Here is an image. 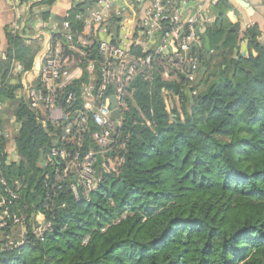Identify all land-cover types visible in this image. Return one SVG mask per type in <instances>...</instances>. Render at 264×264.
<instances>
[{
  "label": "trees",
  "instance_id": "16d2710c",
  "mask_svg": "<svg viewBox=\"0 0 264 264\" xmlns=\"http://www.w3.org/2000/svg\"><path fill=\"white\" fill-rule=\"evenodd\" d=\"M189 1L171 0L173 7ZM81 13L82 6L68 13L73 32L85 29ZM120 21L111 18L110 26L116 30ZM226 21L201 33L203 49L192 52L199 59L193 85L181 75L167 80L170 68L161 58L151 79L133 80L120 129L124 148L109 154L114 170L89 203L77 202L66 183L52 193L55 208L45 210L56 129L44 127L41 115L22 102L14 112L20 162L9 164L0 123V177L22 185L28 218L43 212L55 225L43 242L29 234L24 246L9 251L4 241L0 264H264V26L251 25L241 36ZM7 38L0 103L15 100L20 89L12 65L30 70L37 55L23 37L9 32ZM96 57V46L88 58L79 57L82 75L61 91L62 105L70 94L75 98L67 110L81 109L88 63ZM164 91L171 93L169 110Z\"/></svg>",
  "mask_w": 264,
  "mask_h": 264
},
{
  "label": "built area",
  "instance_id": "2783aa9c",
  "mask_svg": "<svg viewBox=\"0 0 264 264\" xmlns=\"http://www.w3.org/2000/svg\"><path fill=\"white\" fill-rule=\"evenodd\" d=\"M119 1L95 0L86 19L84 13L77 16L78 20H86L91 31L88 39L83 32H73L70 23L66 22L63 47L46 50L42 57L38 76L41 85L22 83L21 94L31 109L41 115L43 126L51 124L56 129L47 154L54 161L52 181L50 177L46 181L51 188L43 206L47 211L55 208L50 203L52 193L62 192L66 183L77 202H91L92 194L113 172L114 162L109 154L124 148L119 142L120 129L123 115L128 111L129 88L137 76L151 79L156 61L161 58L170 68L165 73L167 80L173 78L170 73H175L174 77L184 76L192 85L197 80L199 59L192 52L203 49L199 31L208 22L205 14L209 11L206 13L201 6L183 18L180 6L187 2L173 7L171 0H151L138 22L139 34L135 37L123 26L116 37L110 30L111 18L124 21V17L134 14L138 5L143 3V0H122L124 6L121 7ZM132 45L139 48L141 54L131 51ZM94 46L97 57L88 63L90 81L82 86V107L69 111L67 108L75 104V98L70 94L62 105L61 91L83 71L67 64L65 50L78 53L76 61L79 62V57L88 58L92 54ZM152 46H155L153 50ZM96 69L98 78L93 79ZM163 94L171 97L169 91ZM112 97L116 98L119 118L113 116ZM165 102L169 110L166 98ZM90 124L95 128L93 132H90ZM117 160L122 163L124 159ZM22 189L18 181L11 186L0 177V230H20L18 237L7 235L3 249L9 251L24 246L29 234L36 241L43 242L55 231L54 222L45 213L39 212L29 218L24 214L20 204ZM102 231L105 232L106 228ZM89 239V236L84 239L85 245Z\"/></svg>",
  "mask_w": 264,
  "mask_h": 264
},
{
  "label": "crops",
  "instance_id": "0c3cea01",
  "mask_svg": "<svg viewBox=\"0 0 264 264\" xmlns=\"http://www.w3.org/2000/svg\"><path fill=\"white\" fill-rule=\"evenodd\" d=\"M40 1L41 0H23L19 3V0H0V69L1 66L4 65V61L7 59L9 47L7 34H9V32L23 37L26 40L27 45H31L37 51L35 61L30 70H25L18 62L12 65L11 75L13 78H16L15 82L19 83L20 89L16 92L15 100L0 103V123L2 124V131L6 138L5 149L8 155L9 164H18L20 162V157L15 149V141L20 133V124L16 121L14 112L22 102L25 101L27 103L20 91L22 83L27 81L35 83L36 85H41L38 76L44 52L52 48L63 47L65 35L64 25L68 22L66 19L68 18L69 11L78 6H82L83 13H85L84 6L87 2V0H55L52 5L47 6L40 5ZM150 3L151 0H143V3L138 5L137 11L134 12V14L130 13L128 16L124 17V21H120L116 30L110 26L111 33L117 37L123 30V26H126L132 34L134 33V36H137L139 34L138 22L141 19L144 10L149 7ZM118 4L121 7L124 6L122 0H120ZM201 6L204 7L206 13L209 11V14H205L208 16V22L206 25L212 24L214 21L223 23V20L226 19V24L230 26V31L236 23L240 22L241 31L239 34L241 36L244 35L245 30L251 25L258 24L261 27L264 26V0H191L180 6L183 18H186V16ZM213 6L221 11V18L219 20H217L216 16L211 11ZM44 15H46V17H44ZM86 18L87 17L84 19ZM83 21L85 22L83 35L88 39L90 37L88 35L91 34V31L88 25H86V20ZM205 26L199 31V35L203 33ZM154 48L155 46H152L151 50ZM242 49H244L243 44ZM137 50L140 49L133 45L131 46V51L137 52ZM66 51H71V53L67 54ZM77 56L78 53L72 50H65L64 57L68 60L67 64L70 65L72 69H74V66L77 63ZM97 75L98 69H96L92 78H98ZM170 80H179V78L173 77ZM53 141L54 138L52 142ZM41 164L43 167L46 166V162L44 161L41 162ZM9 234L13 237H18L20 235V230L16 229ZM9 234L0 230V249L2 243L6 240V237Z\"/></svg>",
  "mask_w": 264,
  "mask_h": 264
},
{
  "label": "water",
  "instance_id": "95a60500",
  "mask_svg": "<svg viewBox=\"0 0 264 264\" xmlns=\"http://www.w3.org/2000/svg\"><path fill=\"white\" fill-rule=\"evenodd\" d=\"M23 0H19V3H21ZM144 1H150V0H144ZM95 2V0H87L86 5L84 6V16L88 17L89 16V9L92 7V4ZM211 11L213 12V14L216 16L217 20H219L221 18V11L213 6L211 8ZM231 32H240L241 31V23L238 22L236 23L231 29ZM66 53H71V51H66ZM117 102H116V98L112 97V108L115 109L113 112V116L115 118H119L120 117V111L117 108Z\"/></svg>",
  "mask_w": 264,
  "mask_h": 264
},
{
  "label": "rangeland",
  "instance_id": "374dc122",
  "mask_svg": "<svg viewBox=\"0 0 264 264\" xmlns=\"http://www.w3.org/2000/svg\"><path fill=\"white\" fill-rule=\"evenodd\" d=\"M242 52H243V54H245V52H246V49H245V47H244V49H242ZM79 62H78V60H77V64H78ZM77 64L74 66V68H77ZM192 94V93H191ZM193 95V94H192ZM166 98V100H167V103H168V107H169V98H168V96L167 97H165ZM175 100H176V103H177V105H179L178 107H180V101H179V97L178 96H176V98H175Z\"/></svg>",
  "mask_w": 264,
  "mask_h": 264
}]
</instances>
